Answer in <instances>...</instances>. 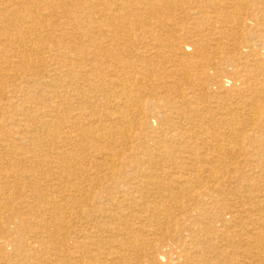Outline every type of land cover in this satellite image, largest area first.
Here are the masks:
<instances>
[{"label":"bare ground","instance_id":"1","mask_svg":"<svg viewBox=\"0 0 264 264\" xmlns=\"http://www.w3.org/2000/svg\"><path fill=\"white\" fill-rule=\"evenodd\" d=\"M0 264H264V0H0Z\"/></svg>","mask_w":264,"mask_h":264},{"label":"rangeland","instance_id":"2","mask_svg":"<svg viewBox=\"0 0 264 264\" xmlns=\"http://www.w3.org/2000/svg\"><path fill=\"white\" fill-rule=\"evenodd\" d=\"M25 192H26V191H24V192H23V195H25V194H24ZM12 197L14 198V197H16V196H14V195H13ZM20 200H23V198H22V199H20Z\"/></svg>","mask_w":264,"mask_h":264}]
</instances>
